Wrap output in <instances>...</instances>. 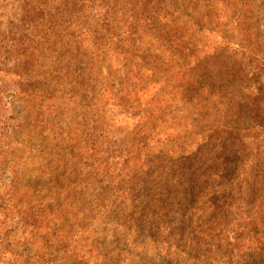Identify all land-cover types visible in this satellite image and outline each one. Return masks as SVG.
Instances as JSON below:
<instances>
[{
  "label": "rangeland",
  "instance_id": "374dc122",
  "mask_svg": "<svg viewBox=\"0 0 264 264\" xmlns=\"http://www.w3.org/2000/svg\"><path fill=\"white\" fill-rule=\"evenodd\" d=\"M0 264H264V0H0Z\"/></svg>",
  "mask_w": 264,
  "mask_h": 264
}]
</instances>
